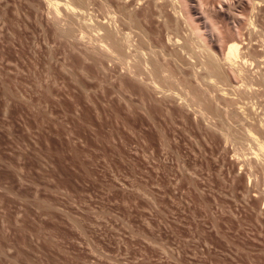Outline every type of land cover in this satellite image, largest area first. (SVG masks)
<instances>
[{"label": "rangeland", "instance_id": "obj_1", "mask_svg": "<svg viewBox=\"0 0 264 264\" xmlns=\"http://www.w3.org/2000/svg\"><path fill=\"white\" fill-rule=\"evenodd\" d=\"M57 1L0 0V264H264V0Z\"/></svg>", "mask_w": 264, "mask_h": 264}, {"label": "bare ground", "instance_id": "obj_2", "mask_svg": "<svg viewBox=\"0 0 264 264\" xmlns=\"http://www.w3.org/2000/svg\"><path fill=\"white\" fill-rule=\"evenodd\" d=\"M67 1H69V0H67ZM254 1H255V0H254ZM54 2H55V0H54ZM54 2H53V3H54ZM57 2H59V5L61 4V3H60V2H61L60 0H58ZM250 2H251V1H250ZM51 3H52V2H51ZM69 3L71 4L70 1H69ZM54 4H56V2H55ZM54 4H53V5H54ZM62 4H64V2H63ZM62 4H61V5H62ZM70 4H69V5H70ZM252 4H253V3H252ZM66 5H67L68 8H69L68 2H65V6H66ZM56 6H57V5H56ZM70 6H72V9L74 8V7H73V4L70 5ZM122 7H123V6H122ZM57 8H58V7H57ZM252 8H253V7H252ZM75 9H76V7H75ZM75 9H74V10H75ZM122 9H123V8H122ZM125 12H126V11H125ZM128 13H129V12H128ZM252 20H253V19H252ZM258 21H259V20H258ZM251 23L254 24V21L251 22ZM225 39H226V37H225ZM246 44H247V43H246ZM248 45H249V44H248ZM104 46H105V45H104ZM251 46H253V45H251ZM242 48H243V47H242ZM238 49H239V42H235V41H234V42H232V43H229V46H228V49H227L228 51H227V53H226L225 56H224V61H225V62H226V61H230V60L232 61V58H234V56H237ZM248 51H249V49H248ZM122 52H123V51H122ZM242 53H243V52H242ZM120 54H122V53H120ZM239 54H240V50H239ZM251 54H253V52H252ZM242 55H243V54H240V56H242ZM243 56L245 57V54H244ZM211 57H212V56H211ZM237 58H239V57H237ZM240 58H242V57H240ZM210 59H211V60H210ZM235 59H236V58H234L233 60H235ZM239 60H240V59H239ZM242 60H243V58H242ZM242 60H241V61H242ZM209 61H210V66H209V67H210V72H211L213 75H215L217 78H220V79L223 78V77H224V76H223L224 74H223V71H222L221 68H220V63H219V61H217V59H215L214 57H212V58L209 57ZM209 61H208V62H209ZM236 61H238V59H237ZM236 61H235V62H236ZM226 63H228V62H226ZM231 63H233V62H229V64H231ZM240 64H241V63H240ZM243 64H244V63H243ZM245 64H246V61H245ZM251 64H252V63H251ZM231 65H232V64H231ZM233 65H234V64H233ZM248 66H249V64H248ZM234 67H235V66H234ZM237 67H238V66H237ZM237 67H236V69L239 68V69H238L239 71H241V70L243 69V68H240V67L237 68ZM241 67H243V66L241 65ZM244 67H245V66H244ZM236 69H235V72H236ZM240 69H241V70H240ZM231 70H232V69H231ZM238 70H237V71H238ZM262 70H263V69H262ZM239 71L236 72V73H239ZM244 71L246 72L245 69H244ZM255 71H256V70H255ZM245 72H242V73H245ZM258 72H259V71H258ZM258 72H257V73H258ZM240 73H241V72H240ZM260 73H261V75L263 74L262 72H260ZM227 75H228V74H227ZM227 75H226V76H227ZM229 75H230V74H229ZM238 75H239V74H238ZM253 75H256V74H253ZM258 75H259V74H258ZM222 76H223V77H222ZM241 76H242V75H241ZM249 76H250V75H249ZM227 77H228V76H227ZM245 77H247V76H245ZM254 77H255V76H254ZM254 77H253V79H254ZM256 77H257V76H256ZM260 77H261V76H259V78H260ZM262 77H264V76L262 75ZM262 77H261V79H259V80H256V79H255L256 81H254V83H256L258 86H259V85L262 86V88H263V87H264V78H262ZM225 78H226V77H225ZM236 78H237V77H236ZM246 80H247V79H246ZM247 83H248L249 85H252V84H253V82H252V84H250L249 82H247ZM256 84H255V85H256ZM244 85H245V86H244V89H245V87H247V90L249 91V88H250V87H248L249 85H248V86H246V84H244ZM253 86H254V84H253ZM260 86H259V87H260ZM239 87H240V85H239ZM256 88H258V87H255L254 89H256ZM262 88H261V89H262ZM237 89H238V88H237ZM240 89H241V88H240ZM254 89H252V87H251V92L249 91V93L244 92V90L241 91L242 89H241V90L238 89V91H240V93L242 92V94H243L244 97H242V96H241L242 94H240V93H238V94H240V95H238V96H241L242 98H247V99H245V100L240 98V99L243 100V101H246V100H247V102H248V99H249L250 97H253V98H254V97H257V102H256L255 100H253V98L250 99V100H252V101H255V103H253V102H251V101L249 100V101L251 102V103H250V106L252 105V107H250V106L248 105V106H247V107H248V109H247L248 111H246V112H249L250 114H252L253 112H251V110L253 109V105H255V106H254V110H255V112H254L253 114H259L258 117H259L260 119H256V120H255L253 114H252L251 117L253 118L252 120L257 121V120H261V119L264 118V99H262L263 96H264V94L262 93L261 95H263V96H261L260 100H258V97L260 96V95H258V94H260L261 90H260V88H258L259 92L257 93V90H254ZM263 89H264V88H263ZM263 89H262V91L264 92ZM245 91H246V90H245ZM249 95H250V97H249ZM251 95H252V96H251ZM238 99H239V98H238ZM240 99H239V100H240ZM254 99H255V98H254ZM229 102H231L232 105H234V103L237 104L238 101L236 102V100H235V102H234V100H233V101H229ZM233 102H234V103H233ZM240 102H241V101H240ZM247 102H246V103H247ZM244 103H245V102H244ZM252 103H253V104H252ZM248 104H249V103H248ZM249 107H250V110H249ZM236 110H237V109H235V111L233 110V111L235 112V113H233L234 117H235V116H236V117L238 116V113H237L238 111L236 112ZM244 111H245V110H244ZM236 113H237V115H236ZM239 113H240V112H239ZM242 114H243V113H242ZM246 114L248 115V113H246ZM250 114H249V117H250ZM239 115H240V114H239ZM238 117H239V116H238ZM244 117H245V116H244ZM251 117H250V118H251ZM255 118H256V117H255ZM237 119H239V118H237ZM247 119H248V117H247ZM247 119H246V120H247ZM241 120H242V119H241ZM263 120H264V119H263ZM263 120H262V121H263ZM242 121H243V120H242ZM248 121L252 122V121L249 120V119H248ZM248 121H247V122H248ZM252 123H253V122H252ZM255 123H256V122H255ZM257 123H258L257 125H259V123L261 124L262 122H261V121H258ZM263 123H264V122H263ZM262 125H263V124H262ZM262 125H261V126H262ZM242 126H243V125H242ZM253 126H254V125H253ZM243 129H244V128H243ZM261 130H262V129H261ZM262 133H263V134H262V138H261V140H262V142H263V139H264V131H263ZM245 134H246V132H245ZM260 136H261V135H260ZM250 137H251V136H250ZM253 137H254V136H253ZM246 139H247V138H246ZM248 139H249V138H248ZM254 139H257V144H260V142H259L260 139H258L257 137L254 138ZM249 140H250V139H249ZM252 142L254 143V141H252ZM258 142H259V143H258ZM262 142H261V143H262ZM263 145H264V142H263L262 145H260V146H263ZM251 146H252V145H251ZM252 147H253V146H252ZM261 150H262V148H261ZM262 155H263V154H262ZM254 157H255V156H254ZM263 163H264V162H263Z\"/></svg>", "mask_w": 264, "mask_h": 264}]
</instances>
